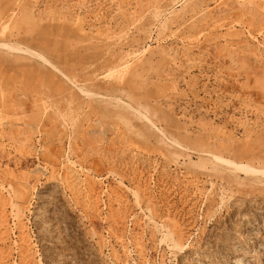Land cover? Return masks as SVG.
Returning a JSON list of instances; mask_svg holds the SVG:
<instances>
[{
    "label": "rangeland",
    "instance_id": "rangeland-1",
    "mask_svg": "<svg viewBox=\"0 0 264 264\" xmlns=\"http://www.w3.org/2000/svg\"><path fill=\"white\" fill-rule=\"evenodd\" d=\"M0 264H264V0H0Z\"/></svg>",
    "mask_w": 264,
    "mask_h": 264
}]
</instances>
